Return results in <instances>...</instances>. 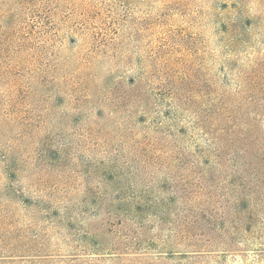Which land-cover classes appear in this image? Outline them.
I'll return each mask as SVG.
<instances>
[{"label":"rangeland","instance_id":"1","mask_svg":"<svg viewBox=\"0 0 264 264\" xmlns=\"http://www.w3.org/2000/svg\"><path fill=\"white\" fill-rule=\"evenodd\" d=\"M0 264H264V0H0Z\"/></svg>","mask_w":264,"mask_h":264}]
</instances>
